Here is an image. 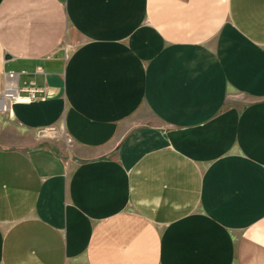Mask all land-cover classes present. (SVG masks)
<instances>
[{
	"label": "crops",
	"instance_id": "1",
	"mask_svg": "<svg viewBox=\"0 0 264 264\" xmlns=\"http://www.w3.org/2000/svg\"><path fill=\"white\" fill-rule=\"evenodd\" d=\"M0 264H264V0H0Z\"/></svg>",
	"mask_w": 264,
	"mask_h": 264
},
{
	"label": "built area",
	"instance_id": "2",
	"mask_svg": "<svg viewBox=\"0 0 264 264\" xmlns=\"http://www.w3.org/2000/svg\"><path fill=\"white\" fill-rule=\"evenodd\" d=\"M8 76L13 78L15 76V73L11 71L8 73ZM14 90H12V87L8 83H6V85L4 86L3 92H5L8 96H12L21 101H30V100L38 98L39 95L44 96L47 94L46 87H36L34 85L25 86L23 88L24 92L20 93L19 91L16 95H14L15 93ZM2 106L6 108L8 105L6 103H3Z\"/></svg>",
	"mask_w": 264,
	"mask_h": 264
}]
</instances>
